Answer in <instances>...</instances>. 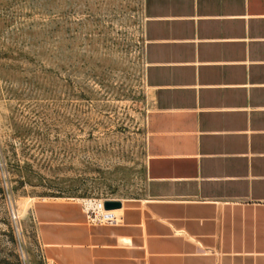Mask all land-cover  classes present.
I'll use <instances>...</instances> for the list:
<instances>
[{
	"label": "crops",
	"instance_id": "obj_1",
	"mask_svg": "<svg viewBox=\"0 0 264 264\" xmlns=\"http://www.w3.org/2000/svg\"><path fill=\"white\" fill-rule=\"evenodd\" d=\"M155 1L167 5L156 11ZM146 189L115 224L34 199L47 264H264V0H153Z\"/></svg>",
	"mask_w": 264,
	"mask_h": 264
},
{
	"label": "rangeland",
	"instance_id": "obj_2",
	"mask_svg": "<svg viewBox=\"0 0 264 264\" xmlns=\"http://www.w3.org/2000/svg\"><path fill=\"white\" fill-rule=\"evenodd\" d=\"M152 1L0 0V264H47L34 199L144 195Z\"/></svg>",
	"mask_w": 264,
	"mask_h": 264
},
{
	"label": "built area",
	"instance_id": "obj_3",
	"mask_svg": "<svg viewBox=\"0 0 264 264\" xmlns=\"http://www.w3.org/2000/svg\"><path fill=\"white\" fill-rule=\"evenodd\" d=\"M106 199H88L83 201L86 215L88 220L98 224H115L119 221V217L114 213L115 209L104 208V201ZM13 218L16 219L17 215L13 214Z\"/></svg>",
	"mask_w": 264,
	"mask_h": 264
},
{
	"label": "water",
	"instance_id": "obj_4",
	"mask_svg": "<svg viewBox=\"0 0 264 264\" xmlns=\"http://www.w3.org/2000/svg\"><path fill=\"white\" fill-rule=\"evenodd\" d=\"M121 205V201L116 199H106L104 201V208L106 209H117L120 208Z\"/></svg>",
	"mask_w": 264,
	"mask_h": 264
}]
</instances>
